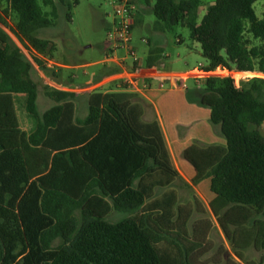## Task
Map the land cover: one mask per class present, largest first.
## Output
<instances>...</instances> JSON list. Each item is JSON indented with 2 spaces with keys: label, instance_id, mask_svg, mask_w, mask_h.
<instances>
[{
  "label": "trees",
  "instance_id": "trees-1",
  "mask_svg": "<svg viewBox=\"0 0 264 264\" xmlns=\"http://www.w3.org/2000/svg\"><path fill=\"white\" fill-rule=\"evenodd\" d=\"M80 1L69 3V21ZM152 1L160 28L190 30L206 70L264 74V17L254 8L260 0H216L201 20L202 0ZM66 2L0 0L1 22L25 49L53 59L57 44L38 31L57 25ZM33 69L0 33V264H197L202 245L188 239L189 219L171 189L179 173L159 126L144 123L132 104L134 95L92 93L80 121L70 102L75 95L46 87L57 104L40 114ZM13 94L28 96L27 111L38 120L31 135L20 128ZM200 103L226 145L185 151L196 172L192 183L209 181L210 209L229 219L238 264H264V78L241 87L232 78L207 79ZM112 209L128 216L111 223ZM250 249L261 253L259 261L247 257Z\"/></svg>",
  "mask_w": 264,
  "mask_h": 264
},
{
  "label": "crops",
  "instance_id": "crops-1",
  "mask_svg": "<svg viewBox=\"0 0 264 264\" xmlns=\"http://www.w3.org/2000/svg\"><path fill=\"white\" fill-rule=\"evenodd\" d=\"M215 1L216 0H202L200 20L206 14L207 8L213 5ZM137 5L138 12L135 17L134 28L141 21L140 15L152 9L151 6L153 5V1L138 0ZM255 5H257V3ZM257 16L259 18L264 17V0L261 4L260 15L257 14ZM7 22L10 24L9 21ZM0 33L10 38L15 45L20 47L14 38V35L1 22V17ZM43 39L47 38L44 37ZM143 42L149 45L150 49L145 57L139 56L141 59L139 65V67H141L139 69L141 77L139 78L136 90L129 89L124 84V79L136 75L135 68L130 60H127L126 66L121 65L122 59L126 55L124 50L118 51L114 55L115 58L113 60H106V47L103 51L102 61L82 65L84 67H93L96 66V64H101L102 67L93 70L91 73L86 72L88 80L85 85L79 87H73L74 80L78 77L69 71L79 69L81 65H75L73 63L74 60H72L71 52L64 51L63 61H57L55 57L53 59L45 58L35 51H32V54L33 57H36L43 62L47 70H55L56 72H59L62 78L69 77V81L64 79H61V81L58 79L55 82L57 85L53 86L51 83L48 84L51 88L70 92L75 95L74 99H71L70 102L74 105L76 119L80 121L84 120L88 115L90 94L95 92H101L103 94L126 92L133 94L134 99L132 104L141 109L142 121L146 124L156 123L159 126L171 163L179 173V178L173 183L171 189H174L179 196V192L175 185L180 181L183 185H191L195 187L196 191H200V188H204L203 191L207 189L209 198H212L208 180L203 181L197 186L193 185L192 181L196 172L194 167L184 156L185 151L194 144L201 147L226 145V140L221 133L220 127L214 126L211 122V110L202 106L200 103L202 84H198L194 78L185 76L196 67L193 69H187L186 71H174L173 69H168V65L162 62V58L164 57L163 49H159L157 46L153 47L152 39H143ZM181 42V39H177L178 44ZM132 46L137 52L139 51V48L133 45V41ZM197 53L201 55V51H197ZM150 54L153 55L151 58L153 65L148 66L147 59ZM167 56L168 55H166V57ZM189 56H192V54L190 53ZM168 57H170V55ZM32 63L34 65L32 72L34 78V71H40L41 68L34 62V60ZM176 64V61L172 62V66ZM255 74L256 73H251L249 76L264 77V74ZM178 76L181 77L177 78ZM176 79L185 80L177 85L175 83ZM34 80L36 81L35 78ZM47 80L51 81L50 79ZM162 81L165 83L163 86H161ZM13 100L20 128L28 135L33 134L37 130L38 120L27 111L28 96L26 94H13ZM50 100L51 105L42 112H40L38 104L40 114L45 113L57 104L54 100ZM160 193L161 191L159 190L157 194L159 195Z\"/></svg>",
  "mask_w": 264,
  "mask_h": 264
},
{
  "label": "rangeland",
  "instance_id": "rangeland-1",
  "mask_svg": "<svg viewBox=\"0 0 264 264\" xmlns=\"http://www.w3.org/2000/svg\"><path fill=\"white\" fill-rule=\"evenodd\" d=\"M262 2L263 0H260L255 5V11L258 15L261 12ZM69 3L71 0H67L66 5L59 6L57 25L38 31V37H45L57 44L58 49L54 54L57 61H63L64 51L71 52L73 63L81 65L79 69L69 71L78 77L74 80L73 87H79L85 85L88 80L86 72L91 73L93 70L102 67L101 64H96L93 67L82 65L102 61L104 48L108 45V28L115 20H118V17L116 6L110 0H81L80 4L71 10L72 20L69 21ZM140 20L132 32L133 45L139 48L137 53L140 57H145L150 49V46L144 43L143 39H152L153 47L157 46L159 49H163L162 62L168 65V69L186 71L198 67L199 64L207 65V61L197 53V51H201L200 44L190 38V30L187 27L179 25L172 30L160 28L152 9L142 13ZM14 38L27 59L33 61L32 52L25 49L15 36ZM177 39H181L182 42L178 44ZM190 53L192 56H189ZM166 55H170V57H166ZM173 61H176L177 64L172 66ZM234 77L238 87L242 86L244 79L264 78L262 76H249L246 73H234ZM34 78L40 89L38 103L40 112L51 105V100L45 94V88L49 87L48 83L54 86L57 85L55 82L58 79L69 81V77L62 78L59 72L47 69L35 70ZM175 187L179 192V206L183 209L182 218L187 217L189 219L188 239L202 245L197 253V259H199L197 264L240 263L228 239L230 232L227 223L230 221L225 216L220 219L213 216L209 206L211 198L207 194V189L203 191L204 188H200V191H196L195 187L183 185L180 181ZM236 206L238 205L231 207L230 210ZM76 215L80 217V212H77ZM127 216V214L112 209L107 215V220L111 223H117ZM60 244L61 241L57 240L54 247ZM247 257L250 260L259 261L261 253L250 249L247 251Z\"/></svg>",
  "mask_w": 264,
  "mask_h": 264
},
{
  "label": "built area",
  "instance_id": "built-area-1",
  "mask_svg": "<svg viewBox=\"0 0 264 264\" xmlns=\"http://www.w3.org/2000/svg\"><path fill=\"white\" fill-rule=\"evenodd\" d=\"M110 1L116 6V15L118 20H115L114 23L108 28V45L105 59L113 60L115 58L114 55L118 51L124 50L126 55L122 59L121 65L126 66L127 60H130L136 72V75L124 79V84L129 89L136 90L138 87L139 78L141 77V74L139 73V69L141 68L139 67L141 59L137 51L132 46V32L135 25V17L138 12V0ZM234 73L238 72L230 71L224 67H218L215 70L208 71L205 69L204 65L199 64L198 67L185 76L194 78L198 84H202L210 78H232L235 81ZM246 74L250 75L251 73ZM179 77L181 76H178L177 78ZM161 83V86L165 84L164 81Z\"/></svg>",
  "mask_w": 264,
  "mask_h": 264
},
{
  "label": "bare ground",
  "instance_id": "bare-ground-1",
  "mask_svg": "<svg viewBox=\"0 0 264 264\" xmlns=\"http://www.w3.org/2000/svg\"><path fill=\"white\" fill-rule=\"evenodd\" d=\"M184 80H185V79H176V80H175V83H176L177 85H179V83H182Z\"/></svg>",
  "mask_w": 264,
  "mask_h": 264
}]
</instances>
